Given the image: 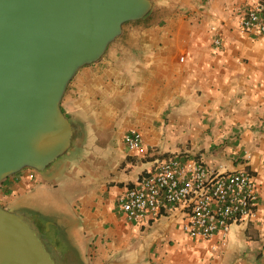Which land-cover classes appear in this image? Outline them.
Segmentation results:
<instances>
[{
  "label": "crops",
  "instance_id": "crops-1",
  "mask_svg": "<svg viewBox=\"0 0 264 264\" xmlns=\"http://www.w3.org/2000/svg\"><path fill=\"white\" fill-rule=\"evenodd\" d=\"M256 2L152 0L68 82L73 149L33 179L24 169L0 183V204L35 220L55 264H264V37L238 33ZM130 128L146 152L126 147ZM169 155L249 171L256 216L209 241L181 230L179 209L126 220L117 194Z\"/></svg>",
  "mask_w": 264,
  "mask_h": 264
},
{
  "label": "water",
  "instance_id": "water-1",
  "mask_svg": "<svg viewBox=\"0 0 264 264\" xmlns=\"http://www.w3.org/2000/svg\"><path fill=\"white\" fill-rule=\"evenodd\" d=\"M151 9L152 0H0V183L70 153L75 128L60 107L68 82ZM0 264H55L29 214L1 204Z\"/></svg>",
  "mask_w": 264,
  "mask_h": 264
},
{
  "label": "built area",
  "instance_id": "built-area-1",
  "mask_svg": "<svg viewBox=\"0 0 264 264\" xmlns=\"http://www.w3.org/2000/svg\"><path fill=\"white\" fill-rule=\"evenodd\" d=\"M238 33L264 37V0H257L240 19ZM213 44L218 47L220 39ZM178 60L182 62L183 56ZM122 140L129 150L146 152L137 128L127 130ZM27 176L33 179L34 171ZM115 204L126 220L135 223L179 209L181 230L190 238L209 241L214 235L226 237L232 224L256 216L257 191L252 174L245 169L227 171L194 158L169 155L117 194Z\"/></svg>",
  "mask_w": 264,
  "mask_h": 264
},
{
  "label": "rangeland",
  "instance_id": "rangeland-1",
  "mask_svg": "<svg viewBox=\"0 0 264 264\" xmlns=\"http://www.w3.org/2000/svg\"><path fill=\"white\" fill-rule=\"evenodd\" d=\"M127 23V22H126ZM126 23H124L123 25H126ZM65 160V159H64ZM62 180H63V178H61ZM7 203V202H6ZM9 204V203H8ZM7 204V205H8ZM11 210H14V209H11ZM19 212H21V213H24V214H27V212H24V211H20L19 210ZM118 212H120L119 210H118ZM139 244V240H135V239H132V241H131V244L129 245L130 246V248H131V250H133V249H135V248H138V245Z\"/></svg>",
  "mask_w": 264,
  "mask_h": 264
},
{
  "label": "flooded vegetation",
  "instance_id": "flooded-vegetation-1",
  "mask_svg": "<svg viewBox=\"0 0 264 264\" xmlns=\"http://www.w3.org/2000/svg\"><path fill=\"white\" fill-rule=\"evenodd\" d=\"M31 223H32L33 227H34L37 231H39V227H38L37 223L35 222V220H34L33 218H31ZM40 233L43 234V232H40ZM43 236H44V234H43ZM51 254H52V253H51ZM55 260H56L55 262L58 261L57 259H55Z\"/></svg>",
  "mask_w": 264,
  "mask_h": 264
}]
</instances>
